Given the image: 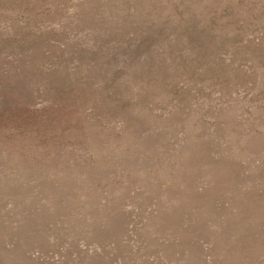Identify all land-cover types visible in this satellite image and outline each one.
Here are the masks:
<instances>
[{"label":"rangeland","instance_id":"rangeland-1","mask_svg":"<svg viewBox=\"0 0 264 264\" xmlns=\"http://www.w3.org/2000/svg\"><path fill=\"white\" fill-rule=\"evenodd\" d=\"M0 264H264V0H0Z\"/></svg>","mask_w":264,"mask_h":264}]
</instances>
